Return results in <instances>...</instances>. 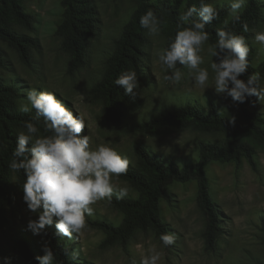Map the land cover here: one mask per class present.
Instances as JSON below:
<instances>
[{"label": "rangeland", "instance_id": "1", "mask_svg": "<svg viewBox=\"0 0 264 264\" xmlns=\"http://www.w3.org/2000/svg\"><path fill=\"white\" fill-rule=\"evenodd\" d=\"M97 12V29L89 38L85 64L72 71L68 70L70 56L61 48L60 38L55 34L61 19L60 0H23L24 8L33 15L31 28L17 27V31L37 40L31 48L30 63L24 64L15 50L0 42L4 52V67L0 76L13 83L19 92L18 106L27 104V93L33 88L40 91H53L65 105L85 119L86 128L81 135L92 137V147L109 144L122 156L126 155L134 164V148L138 144L147 146L151 152L165 163L182 166L194 162L198 157V143L201 140L220 142L222 134L200 132L190 129H176L160 134H143L133 131L137 123L150 119L166 109L185 103L199 105L208 109L212 104L229 118H236L231 97L217 94L214 90L215 73L210 65L214 62L204 44L201 55L204 62L200 67L209 71L206 88L198 86L193 73L186 66H180L183 73L179 83L164 80L170 74L159 62L158 55L165 49V37L159 32L151 36L145 29L142 73L138 75L139 86L136 95L124 104V122L117 127L102 118V103L90 93L93 84L100 79L106 58L114 48L124 23L130 17L135 4L132 0H92ZM261 21L250 30V43L254 47L253 63H259L264 56V44L256 41L258 32H264V0ZM213 5L229 8V0H210ZM264 84V79L261 81ZM30 107V105H29ZM252 111L264 116V101L248 104ZM256 169L242 159L239 165L233 161H210L205 166L210 196L220 212L221 234L214 250L204 247L202 232L204 217L196 203V182H174L168 186L172 200L160 201L161 216L176 237L175 243L164 247L152 232L136 231L131 239L121 245L104 246L102 230L92 227L94 220H106L118 224L122 214L109 205L107 199L91 205L94 212L85 217L86 227L75 239L61 237L75 251L77 264H137L141 257L153 246L161 253L159 264H264V242L261 225L264 222V151L255 153ZM117 185L129 187L127 196L137 193L125 181L113 176ZM14 197L6 207L7 222L0 227V264L7 257L9 264H28L24 258L19 241L24 239L43 255L45 241L42 233L34 235L28 228V220L35 219L29 213L16 181L12 180ZM115 197V196H114ZM56 233L55 218L52 225L46 226Z\"/></svg>", "mask_w": 264, "mask_h": 264}, {"label": "trees", "instance_id": "2", "mask_svg": "<svg viewBox=\"0 0 264 264\" xmlns=\"http://www.w3.org/2000/svg\"><path fill=\"white\" fill-rule=\"evenodd\" d=\"M135 4L128 20L124 23L119 37L114 41V48L106 58L105 68L99 80L91 87L93 98L102 103V118L111 121L117 127L124 122V104L130 101L131 95L114 82L121 73L135 70L137 75L142 73L143 47L145 44V29L141 27L140 17L149 9L153 10L160 20V33L165 37V49L174 40L179 26L187 27L189 22H181L180 16L193 5L197 9L201 0H132ZM210 0H204L208 3ZM62 7L61 19L55 28V34L60 38L61 48L69 56L68 70L80 68L85 64L86 49L89 38L97 29V12L92 0H60ZM218 16L211 24L206 25L209 33L210 46L215 45L216 31L227 21L228 29L245 37L249 48L247 57L248 67L240 77L247 79L253 73H259L264 79V56L254 64V47L250 43V30L261 21L262 3L260 0H247L240 10L239 20H235L229 8L214 5ZM192 19H199L194 14ZM33 15L27 12L23 0H0V42L16 51L19 59L26 65L30 63L31 48L37 46L36 38L17 31V27L31 28ZM247 26V31H245ZM217 61L216 57H212ZM182 65H177L180 67ZM4 67V52L0 46V69ZM261 80V81H262ZM19 92L17 87L5 81L0 76V227L7 222L5 210L13 201L14 192L12 180L16 181L23 196V184L26 176L23 170L15 171L10 167L13 151L17 144L18 134L26 131L24 124L35 116V110L20 111L18 106ZM256 97H249L243 103L233 102L237 117L233 119L224 115L214 105L203 109L199 105L185 103L137 123L133 131L143 134H160L176 129H190L200 132H215L222 134L220 142L201 140L198 143V157L194 162L178 166L175 163H165L160 157L143 145L134 148L135 161L129 164L126 174L118 176L133 190L136 197L126 196L109 202L110 207L122 214L118 224L106 220H94L92 227L103 231L102 245L115 243L125 245L136 231H150L160 241L161 234H171L167 223L162 219L160 201L172 200L168 186L174 182H196V203L204 217L202 237L204 247L214 250L217 239L221 234L219 210L212 200L209 191L205 166L210 161L229 162L239 165L242 159L256 169L255 153L258 148L264 151V116L252 111L248 104ZM40 135L45 133L43 117L35 121ZM264 242V222L261 225ZM44 241L54 254L56 264H77V258H71V248L64 239L57 236L49 228L42 232ZM20 250L28 264H39L32 245L26 240L19 241Z\"/></svg>", "mask_w": 264, "mask_h": 264}, {"label": "clouds", "instance_id": "3", "mask_svg": "<svg viewBox=\"0 0 264 264\" xmlns=\"http://www.w3.org/2000/svg\"><path fill=\"white\" fill-rule=\"evenodd\" d=\"M247 0H229L233 18L239 20L240 10ZM194 14L199 19H192ZM218 16L217 8L212 3L201 0L199 9L195 5L188 7L180 16L181 22H189L187 27L179 26L174 40L158 55L159 62L170 74L164 80L179 83L183 73L177 65L186 66L193 73L195 83L206 88L209 71L200 67L204 58V44L209 40L206 25ZM142 28L151 36L160 32V20L149 9L139 20ZM228 22L216 31L215 45L207 51L217 61L210 67L215 73L214 90L217 94L231 97L233 102L243 103L249 97H256L253 103L264 101V84L259 73L240 77L248 67L249 48L245 37L228 29ZM247 31V26H245ZM255 39L264 44V32H258ZM125 94L136 95L139 79L135 70L120 74L114 82ZM30 105V107H29ZM35 110L32 120L26 121L18 134L17 144L12 153L10 167L15 171L23 170L26 179L23 184V201L29 213L35 219H29L27 228L34 234L42 233L46 226L52 225L55 218L56 235L75 239L86 227V215L91 216L97 201L115 196L117 200L129 194L127 185L120 186L113 182V176L126 174L129 158L122 156L109 144L92 147V137L81 135L86 128L82 115L74 114L53 91H40L36 88L27 93V104H21L20 111ZM43 117L45 135H40L35 121ZM231 119L234 120V117ZM162 245L168 247L175 243L174 234H161ZM43 255L36 257L39 264H56L52 248L42 246ZM75 260V251L71 253ZM161 253L156 246L151 247L141 257L139 264H159ZM4 264H9L7 257ZM131 264H137L133 259Z\"/></svg>", "mask_w": 264, "mask_h": 264}]
</instances>
